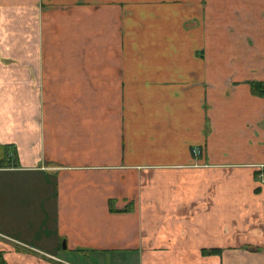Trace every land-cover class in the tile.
I'll use <instances>...</instances> for the list:
<instances>
[{
    "label": "crops",
    "instance_id": "crops-1",
    "mask_svg": "<svg viewBox=\"0 0 264 264\" xmlns=\"http://www.w3.org/2000/svg\"><path fill=\"white\" fill-rule=\"evenodd\" d=\"M254 81L264 0H0V264H264Z\"/></svg>",
    "mask_w": 264,
    "mask_h": 264
},
{
    "label": "rangeland",
    "instance_id": "rangeland-1",
    "mask_svg": "<svg viewBox=\"0 0 264 264\" xmlns=\"http://www.w3.org/2000/svg\"><path fill=\"white\" fill-rule=\"evenodd\" d=\"M67 253H68V252L66 251L65 253H64V252H61L60 254H64V256H65L67 259H69V260L75 262L74 259H73L69 254H67ZM77 258H78V257H77ZM84 259H85V257L82 256L81 258H78V259H77V262H75V263H77V264H84V263H86V261H87L88 264H131V263H128V262H123V261H120V262H113V261L111 260V257H110V258L107 257V258L105 259V262H102L101 259H100V256L97 257V256H95V255H91L90 258H88V260H86V261H84Z\"/></svg>",
    "mask_w": 264,
    "mask_h": 264
},
{
    "label": "trees",
    "instance_id": "trees-1",
    "mask_svg": "<svg viewBox=\"0 0 264 264\" xmlns=\"http://www.w3.org/2000/svg\"><path fill=\"white\" fill-rule=\"evenodd\" d=\"M252 85L254 86L256 91H258V92L264 91V83H262L260 81H254V82H252ZM7 146H8L7 144L0 145V165H2V166L8 165L10 162L9 156H10L11 152L8 153V151H6ZM8 154H9V156H8ZM2 264H3V261H2Z\"/></svg>",
    "mask_w": 264,
    "mask_h": 264
},
{
    "label": "water",
    "instance_id": "water-1",
    "mask_svg": "<svg viewBox=\"0 0 264 264\" xmlns=\"http://www.w3.org/2000/svg\"><path fill=\"white\" fill-rule=\"evenodd\" d=\"M62 247H66V244H65L64 240L62 242Z\"/></svg>",
    "mask_w": 264,
    "mask_h": 264
}]
</instances>
